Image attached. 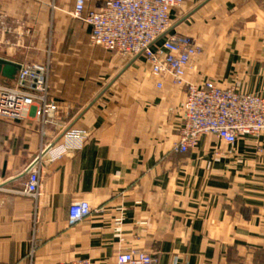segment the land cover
Returning a JSON list of instances; mask_svg holds the SVG:
<instances>
[{
	"label": "crops",
	"instance_id": "obj_1",
	"mask_svg": "<svg viewBox=\"0 0 264 264\" xmlns=\"http://www.w3.org/2000/svg\"><path fill=\"white\" fill-rule=\"evenodd\" d=\"M75 1L0 0L14 31L0 64L47 65L60 106L43 127L33 109L0 117V263L113 264L136 248L158 264H264V135L231 147L208 135L175 153L183 91L168 79L156 89L143 58L125 70L120 56L92 47L89 28L71 17ZM103 2L85 0L93 10ZM170 16V32L202 48L189 81L264 97V0H184ZM67 132L83 139L67 148ZM55 141L49 151L65 152L41 158ZM36 159L34 200L21 194V175ZM79 201L92 212L70 224Z\"/></svg>",
	"mask_w": 264,
	"mask_h": 264
},
{
	"label": "built area",
	"instance_id": "obj_2",
	"mask_svg": "<svg viewBox=\"0 0 264 264\" xmlns=\"http://www.w3.org/2000/svg\"><path fill=\"white\" fill-rule=\"evenodd\" d=\"M184 0H104L97 9H87L85 0H76L71 17L89 28L92 47L120 56L130 63L143 58L148 73L156 80V89L163 88L168 79L174 88L183 91L178 141L173 148L177 154L194 151L204 136H214L225 146H233L241 138L264 135V97L239 92L235 87L220 88L213 81L191 82L188 72L201 54L202 48L192 39L171 33V11ZM14 31L0 19V46ZM19 45V44H17ZM12 86L0 84V117L20 119L27 109L42 127L50 124L60 106L49 99L48 66L21 65ZM67 148L83 138L67 132ZM49 147L41 150V154ZM52 150V149H51ZM66 149L50 152V160L60 158ZM38 163V162H37ZM40 189L36 165L28 173L21 194L36 199ZM87 202L72 203L68 221L75 224L91 214ZM6 264V263H0ZM56 264H92L88 259L61 261ZM113 264H158L154 253L130 248L117 253Z\"/></svg>",
	"mask_w": 264,
	"mask_h": 264
},
{
	"label": "water",
	"instance_id": "obj_3",
	"mask_svg": "<svg viewBox=\"0 0 264 264\" xmlns=\"http://www.w3.org/2000/svg\"><path fill=\"white\" fill-rule=\"evenodd\" d=\"M136 59H138V57L135 58V59L132 61V63H133ZM130 65H131V63L128 64V66L125 68V70H126ZM125 70H124V71H125ZM16 73H17V68H16V67L11 66V65H7V64H5V65L0 64V77L12 81V80H14ZM55 144H56V141H55L54 143H52L51 145H49V147H48V148H47V149H46V150L40 155V157L43 158V157L48 153V151L54 147ZM37 162H38V159H36V160H35V161H34V162H33V163H32V164H31V165H30L25 171H24V173L21 175V178H22L23 176L27 175V174L31 171V169L37 164Z\"/></svg>",
	"mask_w": 264,
	"mask_h": 264
}]
</instances>
